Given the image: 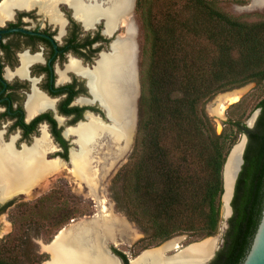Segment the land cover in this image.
<instances>
[{
  "label": "trees",
  "instance_id": "trees-1",
  "mask_svg": "<svg viewBox=\"0 0 264 264\" xmlns=\"http://www.w3.org/2000/svg\"><path fill=\"white\" fill-rule=\"evenodd\" d=\"M229 1L135 0L145 59L138 66L136 136L127 162L111 179L113 185L123 181V194L113 191L112 198L146 235L141 241L211 236L220 221L223 165L238 133L245 134L232 212L222 245L207 264L242 262L264 201V96L254 106L259 113L253 126L228 117V128L216 133L205 110L218 92L264 85V10L234 16L221 7ZM12 250L2 244L0 253ZM0 264L14 263L1 256Z\"/></svg>",
  "mask_w": 264,
  "mask_h": 264
},
{
  "label": "flooded vegetation",
  "instance_id": "flooded-vegetation-1",
  "mask_svg": "<svg viewBox=\"0 0 264 264\" xmlns=\"http://www.w3.org/2000/svg\"><path fill=\"white\" fill-rule=\"evenodd\" d=\"M6 1L0 0V144L20 151L40 140L51 147L44 152L46 160L70 165L71 150L78 149L70 129L90 119L110 123L91 80L101 54L109 53L112 44L122 39L124 23L106 29L100 19L86 26L64 1L54 7L37 1L29 6ZM128 21L134 27L133 15ZM97 151L103 155L106 148ZM92 166L100 167V179L113 167L106 159H93ZM15 197L0 202V226ZM3 233L0 229V237Z\"/></svg>",
  "mask_w": 264,
  "mask_h": 264
},
{
  "label": "bare ground",
  "instance_id": "bare-ground-1",
  "mask_svg": "<svg viewBox=\"0 0 264 264\" xmlns=\"http://www.w3.org/2000/svg\"><path fill=\"white\" fill-rule=\"evenodd\" d=\"M54 7L58 1L68 3L74 15L87 26L91 19L103 17L106 29H112L122 20L125 32L121 40L112 44L109 53H102L94 67L91 84L95 97L104 106L110 123L103 124L97 119H90L71 128L76 134L77 150H71L70 161L73 175L87 186V193L99 203V214L78 221L68 226L55 236L46 248L51 254L50 260L44 264H119V260L107 250V241L117 242V238L128 237L130 227L126 221L105 207L104 200L98 197L99 169L93 167L94 153L100 146L106 148L101 159L109 165L115 164L130 144L133 125L132 94L134 76L132 65L134 27L129 22V12L133 0H8L7 4L29 6L34 2ZM264 4V0H251ZM240 92L232 90L219 95L218 114L222 115L225 103L239 99ZM224 100H226L224 102ZM224 102V103H223ZM108 137L106 142L100 138ZM116 143V147L112 145ZM244 138L236 143L234 153L241 154ZM48 143L36 141L31 147H23L15 151L10 144H0V201L9 199L22 192L25 195L42 179L58 170L62 163L57 159L46 160L44 152L50 150ZM97 158V157H96ZM239 159V157H238ZM227 166L225 173V189L222 195L224 216L229 214L231 197V175L235 174V165ZM23 194V195H24ZM131 237V236H130ZM179 239L165 241L159 247L149 248L130 259V264H195L205 261L213 254L217 244V236L208 237L200 242L182 247L175 254L166 255L167 251L179 249Z\"/></svg>",
  "mask_w": 264,
  "mask_h": 264
},
{
  "label": "rangeland",
  "instance_id": "rangeland-1",
  "mask_svg": "<svg viewBox=\"0 0 264 264\" xmlns=\"http://www.w3.org/2000/svg\"><path fill=\"white\" fill-rule=\"evenodd\" d=\"M250 2L251 0H243L237 3L230 0L227 3L221 4V7L234 16H244L245 14L262 12L264 10L263 6H258L263 4L252 2L253 6H251ZM132 13L137 26V63L139 66L145 61L142 56L144 31L140 13L135 9H133ZM256 18L257 17L251 16L247 19L255 20ZM232 90H238L240 92L239 99L234 102L225 103L222 115H219V95ZM263 96L264 85H256L254 82H249L240 87L216 93L205 104L206 113L213 123L215 132L220 133L223 129L228 128V126L224 124L228 117L241 119L248 124L250 117L255 115L253 114L255 111L254 106ZM225 101L226 100H224V102ZM238 101V105L231 107L233 103ZM242 136L243 134L238 133L236 143L243 138ZM133 145L134 141L121 155L118 161L113 164L109 174L105 178L100 179L98 184V197L104 200L105 207L122 217L130 227L131 231L128 237H123L122 235L117 238L116 243L109 241L110 249L116 255H118L116 252L123 253L127 259H133L144 249L159 247L160 244L165 243V240L158 244L148 243V239L141 241V238L146 235H144L134 221L130 220L125 215L123 210L115 204L112 198L113 191L114 193L115 191L118 192L119 195L123 194V181L113 185L111 179L123 164L127 162L132 152ZM94 154L98 155L96 156L98 160L103 156L98 151ZM71 169L72 164L63 163L60 171L49 176L45 183L42 181L38 186H35L30 194L15 197L14 204L4 213L5 215L2 217L3 221L0 226V229L4 231L3 235L0 237V248H2V244H7L10 247L12 246L13 250L4 254L0 253V257H7L10 261H13L14 264H43L51 258V254L46 246L60 228L67 226L72 219L78 220L99 212V203L96 202L94 197L87 193L84 182L79 181L73 175ZM227 217L228 216H224L223 200L221 196L220 221L215 234L207 237H196L189 233H180L166 240L169 241L173 238H178V248L181 249L189 243H197L208 237L217 236V244L213 250L214 252L222 245ZM58 220H64V222L56 223ZM179 249L167 251L166 255L174 251L176 252Z\"/></svg>",
  "mask_w": 264,
  "mask_h": 264
},
{
  "label": "water",
  "instance_id": "water-1",
  "mask_svg": "<svg viewBox=\"0 0 264 264\" xmlns=\"http://www.w3.org/2000/svg\"><path fill=\"white\" fill-rule=\"evenodd\" d=\"M134 1L135 0H133V3L131 5V7H130V12L128 14V16L131 19H132V15H133L132 12H133V9H134V4H135ZM250 5L253 6L252 2H250ZM258 6H263L264 7V4L263 5H258ZM100 19H103V17H99L96 20L91 19V22H94V21L97 22ZM118 23L121 24V19L118 20ZM136 34H137V26L134 24V35H133V38H132V42H133L132 65H133V76H134L135 83H134V91H133L132 99H131V101H132L131 104H132V108H133V125H132V131H131V137H130V144H129V146L134 141V136H135V133H136L137 118H138V104H137V100H138V97L140 95L139 69H138V63H137L138 44H137V41H136ZM258 113H259V109H256L253 112V114H255V115L250 117V121L247 124L248 126H253L254 121H255ZM242 137L244 138V143H243V147H242V150H241V154L234 153V149H235V146H236V143H235L231 147V149H230V151H229V153L227 155V158H226V161H225V163L223 165V170H222V176H223V191H224V189H225V173H226V168H227L228 165H230L232 163L235 164L236 163V160L237 161L239 160L237 166L235 165V168L237 167L236 170H235V174L234 175H231V177H230V181H232L230 201H231V198H232V195H233L234 185H235L236 178L238 176L239 171L241 170V166H242V163H243V152H244V148H245V145H246V142H247V136L245 134H243ZM107 140H108V137L105 136V135H103L100 138V142H103V143L105 141H107ZM238 157H239V159H238ZM49 159H52V158H49ZM94 159H97V158L94 157ZM20 195H23V194L22 193H18L15 196H20ZM5 200H8V199H5ZM5 200L0 201V202L3 203ZM231 212H232V208H231V205L229 204V214H228V217L231 215ZM97 214H99V212H96V213H94V214H92L90 216H87V217L80 218L78 220L72 219L71 222L67 226H64V227H62V228H60L58 230V232L54 235L53 239L48 244H51L52 241L54 240L55 236H57V234L59 232H61L62 230H65L68 226H70L72 224H75V223H77L78 221H80L82 219H90V218L96 216ZM225 226L227 227V222H226ZM165 241H167V240H165ZM192 243H195V242H192ZM109 244H110L109 241H107V243H106L107 250L111 254H113L119 260V264H122L121 258L118 255H116L110 249ZM189 244H191V243H189ZM189 244H187V245H189ZM187 245H185L184 247H186ZM147 249H149V248H147ZM147 249H144L141 252H143V251H145ZM180 250L181 249H179L177 252H179ZM175 253L176 252L174 251L173 253H170V254H167V255H172V254H175ZM214 254H215V251L213 252V254L211 255V257L209 259H206L205 261H202V262L200 261V262L195 263V264H207L213 258ZM138 255H136V256H138ZM130 262H131V260L128 259V264H130ZM240 264H264V201H263L262 210H261V216H260V219H259L257 228L255 230V233H254L253 237H252V240L250 242V245H249V248H248V250L246 252V255L244 256V259L242 260V262Z\"/></svg>",
  "mask_w": 264,
  "mask_h": 264
}]
</instances>
